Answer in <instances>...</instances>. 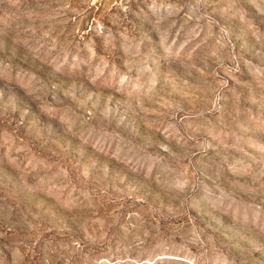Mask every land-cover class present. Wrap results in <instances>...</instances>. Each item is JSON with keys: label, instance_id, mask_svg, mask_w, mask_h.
Returning <instances> with one entry per match:
<instances>
[{"label": "rangeland", "instance_id": "obj_1", "mask_svg": "<svg viewBox=\"0 0 264 264\" xmlns=\"http://www.w3.org/2000/svg\"><path fill=\"white\" fill-rule=\"evenodd\" d=\"M0 0V264H264V0Z\"/></svg>", "mask_w": 264, "mask_h": 264}, {"label": "built area", "instance_id": "obj_2", "mask_svg": "<svg viewBox=\"0 0 264 264\" xmlns=\"http://www.w3.org/2000/svg\"><path fill=\"white\" fill-rule=\"evenodd\" d=\"M100 1H102V0H96L95 2H96V3H100Z\"/></svg>", "mask_w": 264, "mask_h": 264}]
</instances>
